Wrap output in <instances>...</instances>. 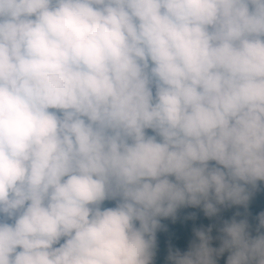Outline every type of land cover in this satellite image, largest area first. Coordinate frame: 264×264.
I'll use <instances>...</instances> for the list:
<instances>
[{"label": "clouds", "instance_id": "obj_1", "mask_svg": "<svg viewBox=\"0 0 264 264\" xmlns=\"http://www.w3.org/2000/svg\"><path fill=\"white\" fill-rule=\"evenodd\" d=\"M257 181L264 0H0V264H151L158 218ZM246 227L227 264H264Z\"/></svg>", "mask_w": 264, "mask_h": 264}, {"label": "trees", "instance_id": "obj_2", "mask_svg": "<svg viewBox=\"0 0 264 264\" xmlns=\"http://www.w3.org/2000/svg\"><path fill=\"white\" fill-rule=\"evenodd\" d=\"M151 134V130H148ZM215 162H210L214 164ZM249 199L246 204L216 205L219 211L213 216H206L203 204L199 206H181L177 209L175 217L158 218L162 227L156 232V247L151 264H173L170 255L177 251L181 256L199 245L200 240L197 231H207L211 237L208 246L213 249L211 254L215 264H227L228 258L233 254L235 248H225L223 242L229 239L223 231L225 223L235 220L247 222L245 231L250 240L264 235V227H261L260 214L264 213V181H257V187L247 186ZM104 207H114V202L106 201ZM63 242V241H61ZM219 253V254H218ZM251 264H258L254 259Z\"/></svg>", "mask_w": 264, "mask_h": 264}]
</instances>
